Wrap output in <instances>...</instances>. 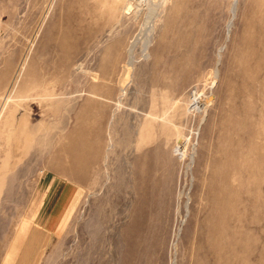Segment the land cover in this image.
I'll return each mask as SVG.
<instances>
[{"label":"rangeland","instance_id":"1","mask_svg":"<svg viewBox=\"0 0 264 264\" xmlns=\"http://www.w3.org/2000/svg\"><path fill=\"white\" fill-rule=\"evenodd\" d=\"M154 1L0 0V264H264V0Z\"/></svg>","mask_w":264,"mask_h":264},{"label":"crops","instance_id":"2","mask_svg":"<svg viewBox=\"0 0 264 264\" xmlns=\"http://www.w3.org/2000/svg\"><path fill=\"white\" fill-rule=\"evenodd\" d=\"M52 186H53V181H48V182H47V185H46V186L44 185V189H45L46 193L52 188ZM46 193H45V194H46ZM44 200H45V199H44ZM69 201H73V199H72V194H71V196L69 197V199L64 203V205H61V208L58 209L57 214H55V213H56V212H55L54 215H60L64 210L67 211V209H68V207H69V205H70V203H71V202H69ZM68 203H69V204H68ZM65 208H66V209H65ZM72 211H73V210H72ZM72 211L70 212V215H71ZM64 213H65V212H64ZM50 225H51V227H49V226L47 225V229H48V230L53 229L52 227H54V225H52L51 223H50ZM24 230H26V229L24 228V229L22 230V232L20 233L19 237L16 238L15 243H14V245L12 246V248H11L9 254H8L7 262L13 261V259L15 258V256L18 254V252H19V248L17 247V244H16V243H18L22 237L25 238V236H26V231H24ZM50 231H51V230H50Z\"/></svg>","mask_w":264,"mask_h":264},{"label":"bare ground","instance_id":"3","mask_svg":"<svg viewBox=\"0 0 264 264\" xmlns=\"http://www.w3.org/2000/svg\"><path fill=\"white\" fill-rule=\"evenodd\" d=\"M158 1V0H157ZM157 1H154V2H157ZM236 1V0H235ZM134 7V6H133ZM236 7H237V3L235 2V4H234V7H233V15L235 16V13H236ZM130 10V9H129ZM132 10V9H131ZM231 24H232V22L230 23V28H231ZM218 68V67H217ZM216 74H218V73H216ZM215 76H217V75H215ZM213 90V89H212ZM71 91V90H70ZM125 91V90H124ZM125 95V92H123L120 96H119V101H120V98L122 97V96H124ZM72 100V99H71ZM114 148V147H113ZM193 167V166H192Z\"/></svg>","mask_w":264,"mask_h":264}]
</instances>
